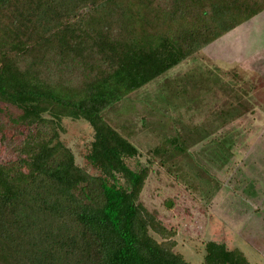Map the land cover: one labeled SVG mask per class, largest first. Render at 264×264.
Returning <instances> with one entry per match:
<instances>
[{
	"label": "trees",
	"instance_id": "obj_1",
	"mask_svg": "<svg viewBox=\"0 0 264 264\" xmlns=\"http://www.w3.org/2000/svg\"><path fill=\"white\" fill-rule=\"evenodd\" d=\"M263 10L264 0H0V102L18 110L0 119L10 156L0 264H194L140 200L150 168L128 165L139 149L104 112ZM63 117L92 126L99 174L61 140ZM204 250L203 264H252L225 242Z\"/></svg>",
	"mask_w": 264,
	"mask_h": 264
},
{
	"label": "rangeland",
	"instance_id": "obj_2",
	"mask_svg": "<svg viewBox=\"0 0 264 264\" xmlns=\"http://www.w3.org/2000/svg\"><path fill=\"white\" fill-rule=\"evenodd\" d=\"M257 28L262 21L243 23L104 112L139 149L128 165L150 168L140 200L176 231L175 250L194 264H203L210 239L264 264V30L257 37ZM0 106L3 121L18 112ZM61 124L76 162L99 174L87 159L90 123L63 117Z\"/></svg>",
	"mask_w": 264,
	"mask_h": 264
},
{
	"label": "crops",
	"instance_id": "obj_3",
	"mask_svg": "<svg viewBox=\"0 0 264 264\" xmlns=\"http://www.w3.org/2000/svg\"><path fill=\"white\" fill-rule=\"evenodd\" d=\"M252 19H254V20H256V21H262V22H263V28H262L261 30H259L258 28L256 29V35H257V34H258V31H262V30H264V10L261 11L260 13H258L257 15H255L254 17L250 18L249 20H252ZM249 20H247V21H249ZM247 21H246V22H247ZM244 23H245V22H244ZM242 24H243V23H242ZM242 24H241V25H242ZM239 26H240V25H239ZM239 26H237V27H239ZM237 27H236V28H237ZM234 29H235V28H234ZM234 29H233V30H234ZM231 31H232V30H231ZM229 32H230V31H229ZM229 32H228V33H229ZM261 33H262V32H261ZM261 33L258 34L257 37H258V36H261ZM226 34H227V33H226ZM226 34H225V35H226ZM223 36H224V35H223ZM205 46H206V45H205ZM202 48H203V47H202ZM202 48H201V49H202ZM224 80H225V79H224ZM226 85H227V84H226ZM229 85H230V84H228V86H229ZM227 88H228V91H229L228 94H232V95H233V93L235 92L236 89H231V88H229V87H227Z\"/></svg>",
	"mask_w": 264,
	"mask_h": 264
},
{
	"label": "water",
	"instance_id": "obj_4",
	"mask_svg": "<svg viewBox=\"0 0 264 264\" xmlns=\"http://www.w3.org/2000/svg\"><path fill=\"white\" fill-rule=\"evenodd\" d=\"M168 205L170 206V205H171V203H170V202H168Z\"/></svg>",
	"mask_w": 264,
	"mask_h": 264
}]
</instances>
